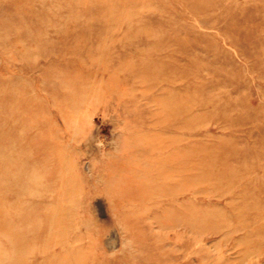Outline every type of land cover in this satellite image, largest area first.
<instances>
[{
    "label": "rangeland",
    "instance_id": "rangeland-1",
    "mask_svg": "<svg viewBox=\"0 0 264 264\" xmlns=\"http://www.w3.org/2000/svg\"><path fill=\"white\" fill-rule=\"evenodd\" d=\"M0 264H264V0H0Z\"/></svg>",
    "mask_w": 264,
    "mask_h": 264
},
{
    "label": "clouds",
    "instance_id": "clouds-1",
    "mask_svg": "<svg viewBox=\"0 0 264 264\" xmlns=\"http://www.w3.org/2000/svg\"><path fill=\"white\" fill-rule=\"evenodd\" d=\"M74 131H75V134H76V135H80V134H81V132H80V130H79L78 128L75 129Z\"/></svg>",
    "mask_w": 264,
    "mask_h": 264
}]
</instances>
